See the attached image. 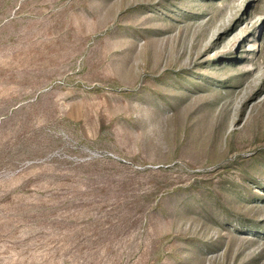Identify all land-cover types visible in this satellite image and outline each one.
I'll use <instances>...</instances> for the list:
<instances>
[{
  "label": "rangeland",
  "instance_id": "374dc122",
  "mask_svg": "<svg viewBox=\"0 0 264 264\" xmlns=\"http://www.w3.org/2000/svg\"><path fill=\"white\" fill-rule=\"evenodd\" d=\"M0 264H264V0H0Z\"/></svg>",
  "mask_w": 264,
  "mask_h": 264
}]
</instances>
